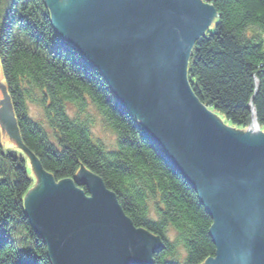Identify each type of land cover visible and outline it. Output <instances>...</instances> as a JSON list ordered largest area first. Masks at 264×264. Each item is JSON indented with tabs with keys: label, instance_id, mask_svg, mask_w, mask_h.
<instances>
[{
	"label": "trees",
	"instance_id": "obj_1",
	"mask_svg": "<svg viewBox=\"0 0 264 264\" xmlns=\"http://www.w3.org/2000/svg\"><path fill=\"white\" fill-rule=\"evenodd\" d=\"M203 1L218 17L192 51V89L237 130L249 128L255 110L264 132V0ZM13 26L23 39L11 37ZM0 60L1 82L34 164L56 182L73 180L87 195L81 169L101 177L134 225L162 240L152 264H204L215 257L214 221L198 193L142 123L120 106L104 76L59 36L44 0H14L0 27ZM29 104L39 109L37 117ZM96 115L116 137L111 147L93 133ZM3 134L10 139L0 127V159L9 160L13 174L0 171V264H53L25 212L33 181L24 159L5 153ZM14 222L26 251L12 242Z\"/></svg>",
	"mask_w": 264,
	"mask_h": 264
},
{
	"label": "water",
	"instance_id": "obj_2",
	"mask_svg": "<svg viewBox=\"0 0 264 264\" xmlns=\"http://www.w3.org/2000/svg\"><path fill=\"white\" fill-rule=\"evenodd\" d=\"M44 1L59 36L104 76L198 193L214 221L216 255L204 264H264V132L256 112L246 131L228 126L188 78L215 8L203 0ZM0 91V127L29 156L2 82ZM34 165L41 183L27 194L25 212L53 264H152L162 240L134 225L101 177L81 169L87 195Z\"/></svg>",
	"mask_w": 264,
	"mask_h": 264
},
{
	"label": "rangeland",
	"instance_id": "obj_3",
	"mask_svg": "<svg viewBox=\"0 0 264 264\" xmlns=\"http://www.w3.org/2000/svg\"><path fill=\"white\" fill-rule=\"evenodd\" d=\"M13 2L14 0H4L2 11H1L2 17L0 18V27L3 24V21L5 17L7 16V13L12 7ZM11 37L16 38V39H23V36L19 32L16 31L14 26H13V30L11 33ZM2 80H3V72H2L1 60H0V82ZM1 100H2V94L0 91V101ZM29 108H30L31 115L34 117H37L38 114L40 113L39 109L32 104H29ZM218 117L223 123L230 126L229 123H227L224 118H221L219 115ZM95 119H96V125L93 128V133L95 137L99 138L108 147H111L115 143L116 137L111 132L104 129L102 119L98 115H96ZM1 142H2L5 153L13 152L18 158L24 159L26 163V169H27L28 175L30 179L33 181V191L37 190L40 187L41 180L38 177L35 165L30 159V157L23 150H20L18 148L19 146L18 143L13 142L11 139H8L7 137H5L4 134L2 135ZM1 158L2 159H0V171L5 172V174L7 175L13 174V171H9V160L5 159L4 157H1ZM12 179H13V176H12ZM10 234H11L12 242L14 243V245L21 251H24V250L26 251V247L23 241V236L21 234V229L17 222L13 223V228ZM185 258H186V255H185Z\"/></svg>",
	"mask_w": 264,
	"mask_h": 264
},
{
	"label": "bare ground",
	"instance_id": "obj_4",
	"mask_svg": "<svg viewBox=\"0 0 264 264\" xmlns=\"http://www.w3.org/2000/svg\"><path fill=\"white\" fill-rule=\"evenodd\" d=\"M221 117V116H220ZM222 118V117H221ZM249 133L253 134L254 133V127H252L250 130H249Z\"/></svg>",
	"mask_w": 264,
	"mask_h": 264
}]
</instances>
